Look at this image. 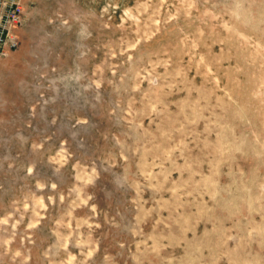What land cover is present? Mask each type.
Wrapping results in <instances>:
<instances>
[{
  "label": "rangeland",
  "instance_id": "374dc122",
  "mask_svg": "<svg viewBox=\"0 0 264 264\" xmlns=\"http://www.w3.org/2000/svg\"><path fill=\"white\" fill-rule=\"evenodd\" d=\"M2 29L0 264H264V0H0Z\"/></svg>",
  "mask_w": 264,
  "mask_h": 264
},
{
  "label": "built area",
  "instance_id": "2783aa9c",
  "mask_svg": "<svg viewBox=\"0 0 264 264\" xmlns=\"http://www.w3.org/2000/svg\"><path fill=\"white\" fill-rule=\"evenodd\" d=\"M7 31L8 30H0V54L3 53V47L6 43H8L7 45L9 47L14 46L15 44V41L11 37H9L8 39L5 37L7 35ZM1 37H5V40H3V38L1 39Z\"/></svg>",
  "mask_w": 264,
  "mask_h": 264
}]
</instances>
